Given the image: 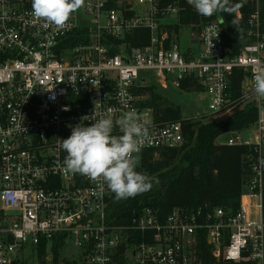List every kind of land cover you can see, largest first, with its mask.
I'll list each match as a JSON object with an SVG mask.
<instances>
[{
  "label": "built area",
  "instance_id": "obj_1",
  "mask_svg": "<svg viewBox=\"0 0 264 264\" xmlns=\"http://www.w3.org/2000/svg\"><path fill=\"white\" fill-rule=\"evenodd\" d=\"M252 1L235 42L217 17L183 50L163 28L165 19L179 15L176 2L134 0L123 8L119 0H85L86 16L77 10L58 28L33 19L32 0H0V264H21L25 251L36 264H197L202 238L223 264H264V111L253 95V68H264V0ZM84 26L88 43L66 46ZM137 29L150 30L148 45L123 43L112 52L107 39L122 40ZM236 70L258 118L253 139L235 132L223 142L253 150L235 213L198 206L175 208L161 219L144 206L120 223L113 193L105 187L98 196L94 182L64 171L67 153L58 140L84 116L115 119L134 111L149 129L140 157L181 147L182 122L159 120L153 108L140 107L139 89L152 81L179 90L185 81L196 83L210 113L225 115L235 103Z\"/></svg>",
  "mask_w": 264,
  "mask_h": 264
},
{
  "label": "trees",
  "instance_id": "obj_2",
  "mask_svg": "<svg viewBox=\"0 0 264 264\" xmlns=\"http://www.w3.org/2000/svg\"><path fill=\"white\" fill-rule=\"evenodd\" d=\"M162 2H176L180 7L176 21L166 22L163 25L171 34V38L173 35H178L183 27L192 26L201 31L205 24L217 19L220 15L223 24L232 32L231 36L234 42L241 34L239 29L244 27L248 15L255 7L252 0H230V5H241L231 15L221 12L218 15L204 17L199 15L187 3V0H162ZM110 7H116V3L111 2ZM237 12L242 15L240 19L237 18ZM89 31V26L78 28L66 46L72 47L79 43H88ZM106 42L112 46L113 53H116L118 47L123 43L131 47H143L150 42V30L137 29L126 34L122 40L107 39ZM242 79L243 73L239 70L234 71L232 97L234 101L238 102L230 105L234 106V111L224 119L205 122L198 129L194 122L181 118L179 106L156 91V88L164 90L158 83L152 81L150 86L139 89L140 94L149 95L148 98L140 102V107L153 108L155 116L159 120L181 121L185 139L179 148L151 149L142 152L137 171L144 172L154 178L153 188L134 198L119 200L114 211L118 222L128 221L133 210L138 211L144 206L157 209L161 219H165L175 208L190 209L207 206L212 209L222 207L231 214L238 210L240 197L250 173L248 156L253 153V150L248 146L218 143L217 140L223 136L241 132L257 121L256 101L242 98ZM189 83V81H185L182 89L191 90L190 87L196 91L200 89L196 83ZM43 253L41 250L40 256ZM197 264H223L222 261H218L212 256L210 247L204 238L198 244Z\"/></svg>",
  "mask_w": 264,
  "mask_h": 264
},
{
  "label": "clouds",
  "instance_id": "obj_3",
  "mask_svg": "<svg viewBox=\"0 0 264 264\" xmlns=\"http://www.w3.org/2000/svg\"><path fill=\"white\" fill-rule=\"evenodd\" d=\"M84 3L85 0H32L31 16L35 21L43 20L47 25L63 28ZM187 3L204 17L221 12L231 15L241 6L230 5V0H187ZM253 80V95L264 101V68H253ZM88 120L94 122L85 126L83 121ZM70 127V136L58 140L67 153L63 161L66 173L80 174L94 182L98 196H103L106 187L117 201L134 198L153 188L154 178L137 171L139 153L149 138V129L134 111L124 112L115 119L111 114L95 120L84 116L81 123ZM115 129L119 134H114Z\"/></svg>",
  "mask_w": 264,
  "mask_h": 264
},
{
  "label": "rangeland",
  "instance_id": "obj_4",
  "mask_svg": "<svg viewBox=\"0 0 264 264\" xmlns=\"http://www.w3.org/2000/svg\"><path fill=\"white\" fill-rule=\"evenodd\" d=\"M134 0H120V5L124 8L129 4H132ZM79 12L85 17L86 14L83 13V7L79 9ZM177 17H172L165 19L164 23H173L175 22ZM165 27V26H164ZM163 27V28H164ZM200 32L196 29H194L192 26L183 27L180 29L177 36H174L177 38V40L180 42V45L183 50L187 49L190 46H195L200 37ZM152 83L147 82L144 86H150ZM163 88V87H162ZM164 90H161L159 88H156V91L163 95L165 98H168L170 101L175 103L177 106L180 107L181 110V118L184 120H190L195 123V127L198 129L202 124L205 122H208L210 120H221L224 119L227 115L231 114L234 109V106H228L225 108L226 114L221 115L220 113L212 114L210 113L209 107H208V100L204 96L202 92L199 90L196 91L195 89L191 88V90H179L174 88L173 86H170L168 88H163ZM143 97L146 99L148 98V94H142ZM242 98L252 100L254 97L253 95H245L242 94ZM242 99V100H243ZM247 101V100H246ZM236 102V101H235ZM236 102L235 104H237ZM231 107V108H230ZM262 111H264V101H262ZM155 113V111H154ZM242 136L245 138L253 139L255 134V124L251 125L249 128L241 131ZM230 135L223 136L217 140L218 143H223L224 140L229 137ZM70 251L73 252L74 248L73 246H70ZM20 263L21 264H36V259L30 258V252L25 251L20 254ZM39 264H43L42 262H39Z\"/></svg>",
  "mask_w": 264,
  "mask_h": 264
},
{
  "label": "crops",
  "instance_id": "obj_5",
  "mask_svg": "<svg viewBox=\"0 0 264 264\" xmlns=\"http://www.w3.org/2000/svg\"><path fill=\"white\" fill-rule=\"evenodd\" d=\"M119 2H120V0H119ZM134 2V1H133ZM133 4V3H132ZM163 25H164V23H163ZM165 29V28H164ZM167 32H168V30L167 29H165ZM173 34V33H172ZM171 35V34H170ZM174 36L175 35H173V38H174ZM177 36V35H176ZM194 46V45H193Z\"/></svg>",
  "mask_w": 264,
  "mask_h": 264
},
{
  "label": "water",
  "instance_id": "obj_6",
  "mask_svg": "<svg viewBox=\"0 0 264 264\" xmlns=\"http://www.w3.org/2000/svg\"><path fill=\"white\" fill-rule=\"evenodd\" d=\"M218 19H219V20H222V18H221V16H220V15H218Z\"/></svg>",
  "mask_w": 264,
  "mask_h": 264
}]
</instances>
